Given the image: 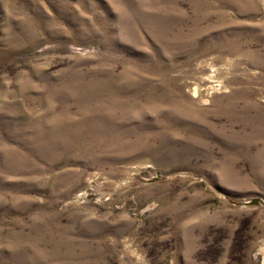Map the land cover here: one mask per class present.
Instances as JSON below:
<instances>
[{
  "label": "rangeland",
  "instance_id": "1",
  "mask_svg": "<svg viewBox=\"0 0 264 264\" xmlns=\"http://www.w3.org/2000/svg\"><path fill=\"white\" fill-rule=\"evenodd\" d=\"M0 264H264V0H0Z\"/></svg>",
  "mask_w": 264,
  "mask_h": 264
}]
</instances>
